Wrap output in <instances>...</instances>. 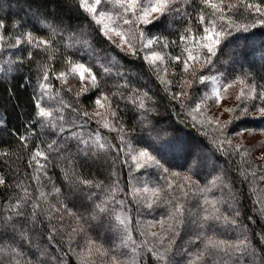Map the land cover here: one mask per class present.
<instances>
[{
	"label": "trees",
	"instance_id": "16d2710c",
	"mask_svg": "<svg viewBox=\"0 0 264 264\" xmlns=\"http://www.w3.org/2000/svg\"><path fill=\"white\" fill-rule=\"evenodd\" d=\"M193 2L205 7L199 5V0ZM226 3L238 4V0H226ZM187 13L194 16L191 6L187 7ZM225 14L237 24L247 23L249 27L226 29L228 34L221 38L213 63L200 68L197 74L207 76L213 71L220 74L223 82L232 85H241L233 81L242 77L248 86L254 84L257 93H260L264 90V25L256 23L253 26L252 19L243 9H226ZM255 15L252 13L253 17ZM0 20L5 21L6 37L30 31L36 36L50 38L46 25L54 23L59 26V34L54 41L57 49L53 53L54 59H49V53L44 49L26 44L23 39L20 45L10 47L6 44L0 51V176L6 181L0 185V248L4 249L0 252V264H9L13 258L18 259L20 264H84L85 261L89 264H110L113 256L120 261L129 259L132 243L127 246L121 243L125 230L123 226L117 227L114 215L102 214L97 219L90 216L95 211V205L108 195L115 196V202H109V207L116 212L125 208V203H118L120 200L129 202L127 192L130 191L132 177L131 168L125 163L124 146L127 143H133L140 149L146 148L163 165L154 174L161 176L162 179L157 180L158 186L169 189L163 195L172 203H167L164 197L157 205L145 207L135 200L130 213L133 219L152 217L150 215L155 213L157 236H151V241L157 245V250H162L159 244L162 238L163 247H168L171 233H165L174 205L179 203L185 207V223L177 229L178 235L168 251L170 264H190L192 261L196 264H237V261L239 264H251L252 257L247 252L241 255L223 248L211 249L210 246V252L215 255L205 253L203 261H198L197 255L203 252L209 238L234 242L246 236L257 257L264 255V216L258 212L261 202H264V179H261L264 177V162L257 161L250 154L242 155L241 152L246 149H235L236 144L228 143L232 129L264 131V114L259 112L264 107V100L241 98L224 135L219 131L224 122L215 127L194 117L190 109L201 102L207 81H197L191 87L182 89L183 79L190 77L184 73L182 60L176 61L172 57L181 55L182 59L187 58L179 36L189 23L193 33L202 31L203 26H198L195 19L189 22L184 11L167 14L151 25L138 26L150 38L162 37L169 42V46L163 49L168 54L165 57L166 73L149 66L139 43H135L137 51L132 55L126 51L127 48L122 49L105 37L99 30L100 26L79 7V0H0ZM13 22H19L21 27L13 28ZM72 40L88 41L91 47L77 44L67 48L66 44ZM237 41L241 42L238 47L233 45ZM203 54L206 55V52ZM250 55L257 60L251 59ZM64 57L92 67L100 87L87 86L77 76L70 75L67 83L58 79L59 71H69ZM44 63L49 64L52 71L48 81L51 88L43 94V106L54 109L51 120L55 122V127H51L47 120L42 126L41 118L35 114L34 101L41 94L40 66ZM100 65L109 67L110 72L104 73ZM161 78L171 83H162ZM82 86H86L87 90L77 96ZM240 87L247 92V86ZM182 90L187 96L178 95L174 99L173 95ZM101 93L109 97L112 108L117 112L115 117H108L110 125H115L117 130L97 123L99 118L83 115L84 111L94 112L95 101ZM140 100L144 101L145 108L139 107ZM205 103L200 109H205ZM245 105L248 113L242 114L240 108ZM94 133H99L102 142H106L104 149L92 143ZM20 135L28 137L26 145L20 141ZM184 138L208 150L219 165L202 174L203 170L197 164L190 166V163L175 161L170 150L180 149L179 144L186 143L182 141ZM81 140H88L89 146L86 147ZM53 141V148L48 149V144ZM163 147H166L167 154L162 151ZM37 150L43 151L47 158L40 156L33 159ZM85 151L89 152L87 157ZM190 158L198 157L195 154ZM164 168L169 169L167 177L162 171ZM73 171L83 179L96 183L103 181V184L97 188L78 184L74 178L66 179L65 173L71 177ZM152 172L147 173L151 175ZM182 173L207 187H211L215 177L221 178L222 173L224 178L211 187V194L206 191L197 194L190 188L193 193L188 191L184 195L185 192L182 193L179 188ZM114 182H118L119 190L111 193L108 187ZM170 182L174 186L169 187ZM57 188L60 193L55 191ZM41 192L45 193L44 197H41ZM205 198L216 200L219 214L237 219V224L223 219H209L200 229L195 222L200 217L193 213L197 209L200 215L205 210L212 211V207L208 209L204 203ZM18 201L20 215H16L17 209L13 207ZM36 204L40 207L34 208ZM63 205H67V210ZM56 208L60 211L57 212ZM236 212L240 213L239 217L235 216ZM73 229H76L74 233ZM128 232L134 241L137 238L135 230L128 227ZM110 233L116 236L113 242L107 238ZM198 234L200 238L196 239ZM11 248L18 249L21 254L16 256L11 253ZM89 249L92 250L91 255ZM77 250L83 251L81 255H76L79 254ZM105 252L107 255H103ZM140 257L142 264H159L150 253L147 257L143 254ZM256 264H260L258 258Z\"/></svg>",
	"mask_w": 264,
	"mask_h": 264
},
{
	"label": "snow or ice",
	"instance_id": "6c2138e0",
	"mask_svg": "<svg viewBox=\"0 0 264 264\" xmlns=\"http://www.w3.org/2000/svg\"><path fill=\"white\" fill-rule=\"evenodd\" d=\"M179 4V6H177ZM199 5H203L205 7H200L197 4L193 2V0H79V7H81L86 13L89 14L91 17V20L94 21L97 25L100 26V31L103 32V35L107 37L109 40H112V35L110 33H114L117 36L121 37V43L117 45L120 48H124V45H127L126 51L130 52V54L135 55L136 54V47L135 43H139L142 48L146 49L148 54L144 56V59L149 62V66L158 69L160 67V64H163L165 62V57L168 55L166 52L162 51L163 49H166L169 46V42L162 37H152L149 38L144 31L140 30L138 27L141 24L144 25H151L153 23L159 22L162 18H164L167 14L170 13H177L179 14L181 11H184V14L187 18V20L190 22L193 19L197 22L198 26H203L202 31H199L197 33H193V28L191 24L189 23L188 27H186L183 31V34L179 36V40L181 43L184 44L183 52L187 53V58L182 59L181 55H177L172 57V59L176 61H181L183 63V70L184 73L190 77V79H183L181 88L184 87H191L193 83L199 81L201 83L211 79L213 83V87L211 90V94H205L203 98H201V102L197 103L195 106V110L200 109L201 104L205 103L207 100H211L215 98L216 101H221L222 97L220 96V87L217 86L215 82L214 77H207L204 75H198V71L200 68H203L207 64L213 63V57L217 55L216 49L217 46L221 43V38L228 34L226 29L230 28H244L247 29L249 27V24L243 23V24H237L230 15L225 14L226 9H236L240 10L243 9L244 12L248 13V17L252 19L253 26L256 23L264 25V0H260V2H256V0H252V2H249V0H238V4L234 3H226V0H199ZM106 6H110V9H118V11L113 10H105ZM191 6L193 8V15H189L187 13V7ZM252 13H255L256 15L253 17ZM131 17V18H130ZM207 17V19H206ZM122 22L123 25H128L129 27L125 30L123 29L120 24L113 23V20ZM243 18V16H242ZM224 21H227V23H223ZM13 28H20L21 24L19 22H13ZM48 32L50 33V38H44L40 36L34 35L32 32H22L17 35L8 36L6 37L4 34V29L6 28L5 21L0 20V51H2L6 44L10 47H16L23 42L29 45H33L37 49H44L45 52L49 53V59H54L53 53L57 51V49L54 47V41L58 33V25L54 23H48L46 25ZM71 39V38H70ZM163 41V42H161ZM115 43V41H113ZM175 43V42H172ZM77 44H82L87 47H91V44L88 41H79V40H72L71 42L66 44L67 48L76 47ZM154 44H158L161 50H156L152 46ZM196 53V55H193V53ZM206 52V55L203 54ZM29 56L32 55L31 52L28 53ZM159 62V63H158ZM64 63L67 65L69 71H59L58 73V79H62L65 83H67L68 77L71 76H78L79 80L82 82H89V86L92 88H99L100 87V81L97 79V75L95 72H93L92 67L87 66L85 63L81 62H74L71 57H64ZM100 67L103 69L104 73H109L110 68L106 67L104 65H100ZM41 71V79L42 82L40 83L39 87L41 89V94L38 95L35 98L34 105L36 109V116L40 117V123L43 126L44 121H49V124L51 127H55L56 124L54 121L51 120V117L53 116L54 109L51 107H45L43 106V94L45 90L51 88V84L49 81V73L52 71V68L49 64L44 63L40 66ZM167 71V68H165V72ZM87 74V76L85 75ZM157 75L159 77V72H157ZM239 82L241 85H245L248 87V91L245 92L243 88L240 91V95L236 97L237 100H240L242 97L245 99H254V98H260L261 100H264V90H262L260 93H257L256 86L253 84L251 86H248L246 84V81L242 77H237L235 82ZM162 83H171V81H165L161 78ZM231 85L225 84L224 88L225 90L229 88ZM71 91V89H69ZM87 87L82 86L80 91L76 93L77 96L80 95L81 92L86 91ZM138 91V90H137ZM113 95H116V93H113ZM135 95V94H134ZM144 96H147V93L143 94ZM187 96V93L183 90L178 93L174 94L173 98H177V96ZM121 98H124L123 95H121ZM102 100L106 103H102ZM62 103V102H61ZM96 105L99 108L105 109L104 112L101 111H95L93 113H89L87 111L83 112V115L85 117H91L93 119H97V123H103L104 127L110 128V130H117L115 128V125H110L108 121V117H115L117 115V112L115 109L111 106V101L109 100V97L107 95H104V93L100 94V97H98L95 101ZM133 103H136V100L133 99ZM140 108H145V103L143 100H140L139 103ZM228 112L235 113L237 111L236 108H227L225 109ZM240 112L242 114L248 113L247 106H242L240 108ZM259 112L261 114H264V107H261L259 109ZM60 119H63V117H59ZM230 121H225L220 126V133L221 135L225 134V130L227 128V124ZM216 123H219L217 120ZM120 131H123V129H119ZM20 141L24 142V144H27L28 137L26 135H20L19 136ZM92 143L96 145L99 149H104L106 147V142H102V137L99 133H94L93 137L91 138ZM121 140H123V136H121ZM55 141H53L52 144H48V149L53 148V144ZM81 143L84 144L86 147L89 146L88 140H81ZM229 144H231V141H228ZM109 147H112L109 145ZM235 149H239L242 147L240 144H236ZM246 154V152L244 153ZM85 157L89 155L88 151L84 152ZM243 155V154H242ZM43 156L45 158L46 155L43 151L37 150L34 155L33 159H36V157ZM144 158L146 160L155 161L159 165V161H156V158L151 155V153L145 148L141 149L138 153V155L132 156L131 159L137 161V167H142L143 165L140 163V159ZM38 162V161H37ZM127 163V161H125ZM163 168V165H159ZM43 167V166H41ZM165 172H168L169 169L164 168ZM114 174V173H113ZM46 175V173H45ZM176 175V174H174ZM39 179V177H36ZM65 178L70 179L74 178L75 182L78 184L88 185L91 187H101L103 184V181H100L98 183L94 182L93 180L89 179H83L80 176H78L75 171L72 172L71 177L69 173H65ZM189 177H185V180H189ZM261 179H264V177H261ZM221 180L220 177H215L213 181L211 182V187L216 186V181ZM222 182V180H221ZM6 181L4 177L0 176V185L5 184ZM193 186H198V181H192L191 182ZM169 187H171V184H169ZM181 188L184 187V185H180ZM117 190H119V184L118 182H114L112 185H109L108 191L111 193H115ZM211 188L206 189H199L201 192L210 191ZM57 193H60V189H55ZM135 192H140V189H134ZM144 191H147L145 188ZM161 190L154 189L153 190V196L157 195ZM187 193H184L186 195ZM45 193L41 192V197H44ZM166 199V197H165ZM109 202H115V196L114 195H108L105 197L104 201H101L100 204L95 205V211L93 213H90V216L92 219H97L102 214L113 216L115 217V220L118 222L117 227L123 226L125 230V238L122 239L121 243L125 246L129 244V242L132 243L131 248V257L127 260L120 261L117 259L116 256L111 257L110 264H142V258L140 257L139 248L146 247L147 252L150 253L153 257L156 258L157 261H159V264H170V260L168 257V251L171 248L174 238L176 235H178L177 229L179 227H182L185 223L183 217L185 213V207L183 204H175L172 210V213L169 215V222H168V228L165 235L168 233H171V238L168 240V247H163L164 241L163 238L159 241L160 247L162 250H157V245L150 243L148 240H144L141 242L139 246L135 245V242L132 241L131 235L128 232V225L126 223V218H122L123 212H116L114 208L109 207ZM155 200H153V203ZM166 202L171 204V200H167ZM120 205H124V201L120 200L118 202ZM205 204H211L212 211L207 212L205 210L203 215H200V210L197 209L193 215L199 216V220L195 221L200 229H203L205 227V224L208 222L209 219L214 220H220L223 219L225 222H230L231 224H237V219L230 218L228 215H221L220 209L216 207L217 201L212 200L209 201L207 198L204 199ZM262 203V207L258 209V212L261 216H264V202ZM149 207L152 206L151 203L148 205ZM17 209L16 215H20L21 212L19 210V201L16 205H14ZM40 207L39 204L34 205V208ZM55 207V206H52ZM64 209L67 210V205H63ZM57 212L60 211L59 208L55 209ZM240 213L236 212L235 216L239 217ZM33 219H35V215L33 216ZM78 219H82V217H78ZM81 231L83 229H80ZM76 231V229H73V233ZM141 235H146V233L142 232ZM152 237H156L157 233L152 232ZM196 239L200 238V234H198ZM211 249H218L223 248L225 251L232 250L235 253H239L243 255L244 253H248L252 259L251 264H256L257 258L260 261V264H264V255H261L260 257H257L255 249L252 247L251 242L249 239L245 236L242 239H239L237 241H225V240H213L212 238H209L207 241V244L205 245V248L203 252L199 253L197 255L198 261H203L205 253H208L209 255H215V253L210 252ZM4 251L3 248H0V252ZM11 253L16 254V256H19L21 253L16 248L10 249ZM97 252L100 251V249H96ZM92 254V250L89 249V255ZM103 255H107V253H103ZM9 264H20V261L18 259H10ZM84 264H89V262L85 261ZM190 264H196L195 261L190 262ZM237 264L239 262L237 261Z\"/></svg>",
	"mask_w": 264,
	"mask_h": 264
},
{
	"label": "rangeland",
	"instance_id": "374dc122",
	"mask_svg": "<svg viewBox=\"0 0 264 264\" xmlns=\"http://www.w3.org/2000/svg\"><path fill=\"white\" fill-rule=\"evenodd\" d=\"M105 10L118 11V9H110V6H106ZM113 23L120 24V26L123 29H125V30L127 29V27H125L122 24V22L116 21L115 18L113 20ZM110 34L112 35L111 41H115V44L119 45L121 43V37L115 35L114 33H110ZM253 42L255 43V41H253ZM240 44H241V42L237 41L233 45L238 47V46H240ZM139 46H140L141 50H143V52H144L143 56L147 55L148 54L147 50L142 48L141 45H139ZM152 47L158 51L161 50L159 45H157V44H154ZM126 48H127V45L125 44L124 49H126ZM250 58L254 59L255 61L257 60V57H255L254 55H250ZM237 59H238V57H237ZM237 62L240 63L241 61L237 60ZM167 67L168 66H167L166 58H165V62L163 64H160V67L158 68L159 72H162V70L165 71V68H167ZM166 73H167V71H166ZM85 75L87 76V74H85ZM207 77H214L215 78V82H216L217 86L220 87V96L222 97V100L216 101L215 98H213L211 100H207V102L204 105L205 109L195 110V107H194V108H191L190 111L193 112L194 117L196 116L200 121L208 122V123L213 124L215 127H218L219 124H221L222 122H225V121H229L230 118L235 115L236 112L235 113L228 112L225 109L236 108L240 104L239 100H237L236 97L238 95H240L239 90L241 91L242 87H240L241 85H232L231 83L223 82V79L220 76V74L214 73L213 71H211L207 75ZM85 83L87 86H89V82L85 81ZM225 84H229L231 86L225 90V88H224ZM212 87H213L212 80L211 79L207 80V86L205 85V91H204L203 95L204 96H205V94L210 95ZM247 91H248V89H247ZM102 103H106V102L102 100ZM95 111L104 112L105 109L99 108L96 105V107L94 108V112ZM217 120L219 121V123H216ZM228 139H229L228 141H231V143L242 145V147H240L239 149H246V150L241 152L242 154L246 152V154H244V155L250 154L251 156H255L257 161L262 162V163L264 162V131L263 130H261V129H259V130H257V129H241V128L232 129ZM182 141H184L186 143H184L185 146L182 144H179L180 145L179 148L181 150L178 148L176 150L175 149L174 150L172 149V151L170 150V152H172V157L175 161H179V162L187 163V164L190 163V166H191V164L192 165L197 164V166H200L201 169L203 170L202 174H207V173L211 172V170H213L212 168L214 165H219V162L217 160H215V158L211 155V153L208 150L202 149L197 142L191 141L190 139H186V138H184V140H182ZM124 149H125L124 150L125 151L124 152L125 158L127 160L128 165L131 168L132 180H131L130 191L127 192L129 202L127 203L125 201V205H124L125 210L122 209L119 212H123L122 218H126V223H127L128 227H131L132 229L135 230L137 238L133 239V240L135 241V245L139 246L141 244V242L144 240H148L150 243H152L151 233L155 232L157 221L154 220L155 219L154 218L155 213L154 214L152 213L150 215L152 217L148 216L147 218L143 217L141 219V216H140L139 219H133V216L130 214L131 212H133L132 204H134V202L136 200L139 204H143L145 207H149L148 206L149 203H151L153 206L157 205L166 196V195H163V193L169 191V189H160L158 186L157 180L158 179L161 180L162 178H161V176L158 177V175H155L154 172H156L158 170L160 171V166H159L160 163L158 165L155 161H150V160H146L144 158H141L140 163L143 166L138 168L136 166L137 161L131 159V157L138 155V153L141 149L137 148L133 143H127L124 146ZM161 149L164 153L167 154L166 147L165 148L163 147ZM187 152H189V154H188L189 156L185 155V154H187ZM168 154H169V152H168ZM191 154L192 155L197 154L198 158L197 159L190 158L192 156ZM183 157H185V158H183ZM156 161H159V160L156 158ZM220 167H221V165H220ZM149 171H153L151 175L147 173ZM162 171L165 172L163 169H162ZM141 172L144 174H141ZM146 174H148V175H146ZM180 175H181L180 176L181 181L186 185L185 186L182 182H180V185H184L183 188H186V189H183V188L179 187L182 193L185 192L188 194L189 193L188 191H191L190 188H192L195 193L200 194L202 192L199 191V189H202L204 187L205 188H211V187H207V185H202V184H198V186H193V184L191 182L196 181V180H194L193 177H191L187 173H182ZM223 175L224 174L222 173L221 178ZM166 177H167V173H166ZM185 177H189L190 179L185 180ZM170 179H172V178H170ZM169 184H171V187L174 186V184L172 182H170ZM176 187H178V185H176ZM187 187H189V188H187ZM145 188L147 189V191H144ZM134 189H140L141 191L135 192ZM154 189H159L161 191L157 195L153 196V190ZM211 191H212V188L210 191H206V192H207V194H211L210 193ZM207 199L209 201L214 200L212 198H207ZM153 200H155L154 203H153ZM207 206L209 209V207H211V204H207ZM157 219H159V218H157ZM142 232L146 233V235H141ZM107 238H108L109 242H111V241L113 242L116 239V236L114 234L111 235V233H110ZM82 252L83 251H81V250H77L76 253H79V254H76V255H81L80 253H82ZM139 253H140V255L143 254L144 257H147L149 255L146 247L139 248ZM84 254H86V253H84ZM131 255H132V253H131ZM79 257H80V259L84 258L82 256H79Z\"/></svg>",
	"mask_w": 264,
	"mask_h": 264
}]
</instances>
